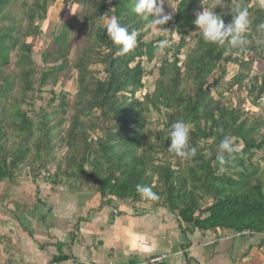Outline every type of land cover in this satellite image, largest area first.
I'll return each mask as SVG.
<instances>
[{
	"label": "trees",
	"instance_id": "obj_1",
	"mask_svg": "<svg viewBox=\"0 0 264 264\" xmlns=\"http://www.w3.org/2000/svg\"><path fill=\"white\" fill-rule=\"evenodd\" d=\"M14 1L0 0V181H13L28 156L33 163L43 165V155L52 150L49 142L54 139L69 154L65 162L68 169L63 175L95 190L114 207L117 200L132 204L145 200L136 191V185L142 184L151 186L159 196L153 202L168 208L180 222L193 229L231 233L251 230L256 236L264 234V178L254 159L263 152L260 158L264 160V132L259 134L261 126L264 131V123L254 119L248 125L247 119L242 118V112L253 113L244 109L255 107L257 100L262 99L264 73L253 76L246 106H240V101L221 102L225 90L217 80L209 84L216 68L222 69L221 78L225 75L220 66L222 61L236 65L237 70L230 77L235 84H241L244 77L241 70H249L255 61H264V27H261L264 8L251 0L206 3L203 7H216L213 11L221 15L225 24L231 22L238 7H246L250 14L248 43L242 48L229 49L206 42L199 31L195 45L180 60L186 37L190 31L198 30L193 21L200 0H177L172 18L180 39L164 49L154 89L139 99L137 92L148 73L143 58L151 60L159 50L158 41L165 38L145 40L152 18L143 20L132 11L135 0H75L82 8L79 27L84 34L72 63L76 71L72 102L66 100V92L60 91L51 98V101L59 99V110L43 113L33 124L20 105L32 89L30 76L36 72L32 52L36 37L43 31L36 21L46 19L48 2L55 0L32 4L23 1L26 23L21 29L22 25L11 17L8 9ZM113 14L130 31L138 33L137 47L125 55H120V46L109 39L99 24L101 19ZM68 33L64 24L42 52L39 87L47 82L54 84L70 63L68 51L73 42L68 39ZM104 49L107 53L101 54ZM170 52L171 61L166 57ZM12 55L16 72L9 71ZM94 64L103 68L95 70ZM100 71L102 76L98 75ZM228 88L230 91L232 84ZM12 90H20L21 94L12 96ZM148 106L157 111L162 107L167 112L165 131L153 134L158 144L143 137V112L148 111ZM68 107L71 115L65 120ZM177 120H183L191 128L190 146L197 147L192 160L174 152H171L174 160L165 158L171 143L168 131ZM225 136L231 137L234 147L241 145L238 147L242 150L226 153V163L221 164L216 152ZM158 153L165 159H160ZM259 238L264 242L263 235Z\"/></svg>",
	"mask_w": 264,
	"mask_h": 264
},
{
	"label": "crops",
	"instance_id": "obj_2",
	"mask_svg": "<svg viewBox=\"0 0 264 264\" xmlns=\"http://www.w3.org/2000/svg\"><path fill=\"white\" fill-rule=\"evenodd\" d=\"M13 181H0V263L120 264L167 252L169 264H264L259 235L193 229L150 200H117L114 207L96 191L90 203L81 190H68L61 207L76 205L75 213L44 206L16 210L5 202L20 193Z\"/></svg>",
	"mask_w": 264,
	"mask_h": 264
},
{
	"label": "rangeland",
	"instance_id": "obj_3",
	"mask_svg": "<svg viewBox=\"0 0 264 264\" xmlns=\"http://www.w3.org/2000/svg\"><path fill=\"white\" fill-rule=\"evenodd\" d=\"M25 1L27 4H32L33 2H41V0H15L9 7V11L12 18H15L17 23H20L23 28L26 23V18L24 15L25 8L21 6V3ZM219 0H215L218 2ZM251 2L255 5H259V0H251ZM208 3L211 5L213 3L212 0H200V6L198 7V11L203 10V5ZM177 0H165L164 4V12L165 14L171 13V16L174 13V9L176 8ZM48 14L45 20L42 22L37 20L36 22L43 28V31L36 37L34 49H33V60L36 63V72L32 76H30L31 81H33L32 89L29 90L25 94L24 102L21 103L20 108L26 112L27 116L31 120L33 124H36L43 113L51 114L52 112H56L59 110L60 105L58 104V98H55L51 101L53 96H58L60 91H64L67 93L66 100L69 103L72 102L73 94L75 92V85L73 84V78L76 76V71L72 66V63L75 61L77 51L81 46V39L83 38L82 35L84 34L83 30L79 27V14L82 13V8L75 2V0H55L54 2H48L47 5ZM105 17L103 20L99 21L101 27H104L106 23ZM173 18H171L165 25L162 27L163 32L162 34H158L157 30L153 28L151 25L149 27V32L145 35V40H155L157 37L163 36L165 39L175 40L176 37V27L175 23L173 24ZM6 25L11 24V22H5ZM65 26L68 28V39H70L72 43V48L68 51L70 53L69 59L70 63H67L66 69L63 70L61 77L54 83L47 82L43 86H38V77H39V68L40 62L42 61L41 54L44 49L49 47L51 43V39H53L54 35L60 30L61 26ZM199 30L190 31V34L185 39V47L182 48L179 56L180 60H183L186 52L190 50L195 44L196 34ZM29 40V39H28ZM177 42V40H175ZM264 43V39H262ZM107 53V50H102L101 54ZM171 53L166 54V57L169 61L172 60ZM164 49H159L152 57L151 60L146 61V58H143V64L145 71L148 72L143 78V86L137 92V97L141 99L142 95L151 92L154 89L155 80L159 76L158 66L160 65V59L164 57ZM181 61L177 63L180 65ZM225 71V75L221 78L220 73L222 69L216 68L213 72L212 78L209 80V84H213V80H217L219 87L224 89L225 91L222 92L223 96L222 101L223 103L234 104L235 102L238 103L239 101L240 106H246L249 102L248 87L252 83L253 76L255 74H262L264 73V61H255L251 65L249 70H241L244 77L241 80V84H235L233 79L230 77L235 73L237 70L236 65L230 61H222L221 65ZM93 68L95 70H101L103 68L100 64H94ZM9 71L16 72V68L14 65V56L12 55V61L9 66ZM102 76V73L98 74ZM232 84V88L230 91L229 85ZM16 87H18V81L16 80ZM52 90V92H50ZM212 91L214 89L211 88ZM21 91L12 90V96H19ZM216 98V97H215ZM262 99L257 100V103L251 106V108H246L244 110H252L253 113L242 112V118L247 119V124H251L254 119H258L259 121L264 123V93L261 96ZM245 101V102H243ZM247 102V103H246ZM243 106V107H244ZM145 115V124L143 129V137L146 139L149 137V141L155 144H158V140L155 139L154 133L158 131H165L164 123L166 122L167 112L160 107V110L157 111L152 109L148 106V111L143 112ZM71 115V108H66L64 118H67ZM261 124V123H260ZM66 123L63 124L65 126ZM167 132V131H166ZM263 126L259 128V134H263ZM93 138L96 136L92 135ZM257 136V135H254ZM257 138V137H256ZM11 140V139H10ZM49 146H52V150L48 153L43 155V165L37 162L31 161V156H28L26 161L20 166V170L18 171V175L14 178L13 184H18L20 186V193L14 194L12 198L5 202H9L14 205L11 208H15L16 210H21L20 208H28L34 209L35 206H44L45 209H50L54 213L59 212L62 214V211L74 213L77 211V207L75 205L61 207L64 205L62 200L65 199V196H68L66 191L70 190L77 191L81 190L80 193L83 194L87 202H91V199L94 197L95 190H91L89 187L84 185H79L78 181L75 179H68L63 175V171L68 169L66 167V159H68L69 154L65 147L61 145V142L51 139L49 142ZM241 146V145H238ZM235 147L239 149V147ZM263 152H259L257 156L254 157L256 159L257 164L262 169V178H264V160H261ZM167 157L170 160H174L175 156L169 151V147L166 153ZM160 159H163L164 156L162 153H158ZM164 158V159H165ZM42 165V166H41ZM4 181V180H3ZM8 180H5L7 183ZM64 182V183H63ZM71 183L74 185H70L67 183ZM77 183L79 189H77ZM11 185V186H12ZM6 187L5 184H2ZM9 187V186H8ZM2 189V188H1ZM8 190V189H7ZM17 187L12 186V192L17 191ZM6 190L3 189V192ZM9 192L11 191L8 190ZM71 196L69 199L71 203H75L78 194ZM44 204V205H42ZM131 205V204H130ZM201 205H204L201 203ZM62 210V211H61ZM10 212L11 209L9 210ZM109 264V263H108ZM114 264V263H111Z\"/></svg>",
	"mask_w": 264,
	"mask_h": 264
},
{
	"label": "clouds",
	"instance_id": "obj_4",
	"mask_svg": "<svg viewBox=\"0 0 264 264\" xmlns=\"http://www.w3.org/2000/svg\"><path fill=\"white\" fill-rule=\"evenodd\" d=\"M165 0H135L132 11L141 19L147 20L151 17V24L158 34H162L163 25H165L171 18V13L164 12ZM259 6L264 8V0H259ZM212 8H203L202 11L195 13L193 23L197 26L203 39L208 43H213L218 46H227L229 49L242 48L247 41V32L250 26L249 11L246 7H238L235 15H232L230 23L225 24L221 15L216 14ZM264 27V25H261ZM104 28L109 39L115 44L119 45L120 55H125L137 47L138 33L135 30H129L127 26L122 24L119 17L115 14L106 19ZM180 39L177 33L175 40ZM175 40L162 39L157 43L159 49L171 48ZM190 132L191 128L183 120L174 122L169 131L168 138L171 143L169 151L174 152L179 157L185 160H192L197 154V147L190 146ZM236 149L234 142L229 136H225L219 143L216 159L221 163H226L225 154H232ZM212 155L211 152L208 153ZM88 170V169H86ZM224 169H222L223 171ZM136 191L145 200L156 201L159 199L157 193L152 190L151 186L137 184ZM149 251V249H144Z\"/></svg>",
	"mask_w": 264,
	"mask_h": 264
},
{
	"label": "built area",
	"instance_id": "obj_5",
	"mask_svg": "<svg viewBox=\"0 0 264 264\" xmlns=\"http://www.w3.org/2000/svg\"><path fill=\"white\" fill-rule=\"evenodd\" d=\"M256 234L254 231L251 230H243V231H236L231 234L233 237H239V236H250ZM258 234V233H257ZM263 235L264 234H258ZM169 257L170 254L167 252H161L155 255H151L143 260H135L128 263H120V264H169ZM0 264H9V263H0ZM47 264H54V263H47ZM111 264V263H109Z\"/></svg>",
	"mask_w": 264,
	"mask_h": 264
}]
</instances>
